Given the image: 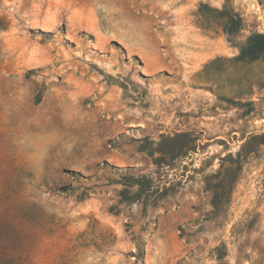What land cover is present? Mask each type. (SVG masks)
<instances>
[{"label":"rangeland","instance_id":"1","mask_svg":"<svg viewBox=\"0 0 264 264\" xmlns=\"http://www.w3.org/2000/svg\"><path fill=\"white\" fill-rule=\"evenodd\" d=\"M255 33L264 0H0V264H264Z\"/></svg>","mask_w":264,"mask_h":264},{"label":"trees","instance_id":"2","mask_svg":"<svg viewBox=\"0 0 264 264\" xmlns=\"http://www.w3.org/2000/svg\"><path fill=\"white\" fill-rule=\"evenodd\" d=\"M242 26V19L240 16L231 17L229 21V27L227 28V32L230 34L237 33ZM264 52V33H255L249 37L248 44L241 48L240 54L238 58H250L256 59L262 55ZM187 137L186 133L181 134V136H177L176 138L171 139L170 141H176L180 137ZM166 140L163 141V143ZM143 148H146L143 146ZM193 147H190L192 149ZM160 152L164 154L163 149H160ZM153 153V151H150ZM164 157V156H163ZM160 160V159H157Z\"/></svg>","mask_w":264,"mask_h":264}]
</instances>
